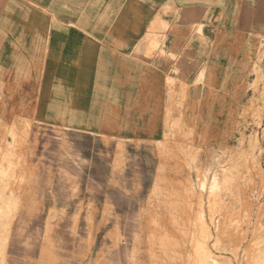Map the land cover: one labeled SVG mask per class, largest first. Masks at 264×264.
<instances>
[{
    "label": "crops",
    "instance_id": "0c3cea01",
    "mask_svg": "<svg viewBox=\"0 0 264 264\" xmlns=\"http://www.w3.org/2000/svg\"><path fill=\"white\" fill-rule=\"evenodd\" d=\"M253 37L264 0H0V150L12 131L18 182L0 264H137L169 117L211 123Z\"/></svg>",
    "mask_w": 264,
    "mask_h": 264
},
{
    "label": "rangeland",
    "instance_id": "374dc122",
    "mask_svg": "<svg viewBox=\"0 0 264 264\" xmlns=\"http://www.w3.org/2000/svg\"><path fill=\"white\" fill-rule=\"evenodd\" d=\"M153 37L149 56L161 43ZM241 61L249 69L216 90L221 109L211 123L207 116L169 117L136 233L137 264H264V37L251 39ZM199 83L208 81L201 75ZM175 96L176 107L187 102L182 90ZM7 134L12 144L0 150V258L18 184L8 178L17 164L15 137Z\"/></svg>",
    "mask_w": 264,
    "mask_h": 264
},
{
    "label": "bare ground",
    "instance_id": "6f19581e",
    "mask_svg": "<svg viewBox=\"0 0 264 264\" xmlns=\"http://www.w3.org/2000/svg\"><path fill=\"white\" fill-rule=\"evenodd\" d=\"M84 50V49H83ZM85 56V55H84ZM63 60V59H62ZM111 60V59H110Z\"/></svg>",
    "mask_w": 264,
    "mask_h": 264
}]
</instances>
